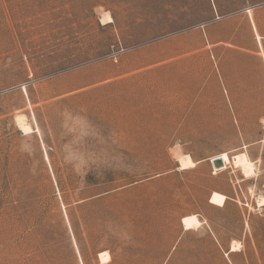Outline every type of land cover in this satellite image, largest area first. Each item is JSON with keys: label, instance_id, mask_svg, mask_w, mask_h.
<instances>
[{"label": "rangeland", "instance_id": "374dc122", "mask_svg": "<svg viewBox=\"0 0 264 264\" xmlns=\"http://www.w3.org/2000/svg\"><path fill=\"white\" fill-rule=\"evenodd\" d=\"M262 195L264 0H0V264H264Z\"/></svg>", "mask_w": 264, "mask_h": 264}, {"label": "bare ground", "instance_id": "6f19581e", "mask_svg": "<svg viewBox=\"0 0 264 264\" xmlns=\"http://www.w3.org/2000/svg\"><path fill=\"white\" fill-rule=\"evenodd\" d=\"M105 17V16H104ZM103 17V18H104ZM106 20L111 21L110 17L106 15ZM103 21V20H102ZM256 39L259 40V37L256 35ZM22 120V119H21ZM20 119L17 121L18 126L20 127V130L25 134H30L33 132V130L28 127L26 124H24ZM46 160H48L47 155L45 154ZM216 158H219L222 163L216 164L214 160ZM179 164L181 169H187L191 168L195 165V163L191 160V158L187 155L178 156ZM231 161L235 168H240L245 177H249L253 175L254 172V166L253 163L248 159L247 155L245 153H241L238 155H235L231 158ZM210 163L213 167V173H216L218 171H222L226 168V166L230 163V159L228 158L227 154L222 153L218 155L217 157H214L210 160ZM209 202L215 206H223L225 202V196L219 193H212L209 198ZM259 207L264 206V198H261L258 202ZM182 224L184 229H190V228H197L200 225V222L198 221L197 217L195 215H191L188 217H185L182 219ZM238 248L236 245H231L230 252L236 251ZM100 260L101 263H107L110 261V255L107 251H104L100 253Z\"/></svg>", "mask_w": 264, "mask_h": 264}, {"label": "crops", "instance_id": "0c3cea01", "mask_svg": "<svg viewBox=\"0 0 264 264\" xmlns=\"http://www.w3.org/2000/svg\"><path fill=\"white\" fill-rule=\"evenodd\" d=\"M260 40H258V42H259ZM263 197H264V195H262ZM227 201H230V202H232V203H236V204H239L241 201L239 200V196H238V194L236 193V198H234L233 197V195H225V202H224V204L227 202ZM210 203V202H209ZM211 204V203H210ZM213 205V204H212ZM241 205H243L242 203H241ZM214 206V205H213ZM244 206V205H243ZM219 207V206H218ZM221 207V206H220ZM223 207V206H222ZM255 207H256V209H257V211H260V214H261V212H263L264 211V206H262V207H258L257 205H255Z\"/></svg>", "mask_w": 264, "mask_h": 264}, {"label": "water", "instance_id": "95a60500", "mask_svg": "<svg viewBox=\"0 0 264 264\" xmlns=\"http://www.w3.org/2000/svg\"><path fill=\"white\" fill-rule=\"evenodd\" d=\"M214 162H215L216 164H221V163H222V161H221L219 158H216V159L214 160Z\"/></svg>", "mask_w": 264, "mask_h": 264}]
</instances>
